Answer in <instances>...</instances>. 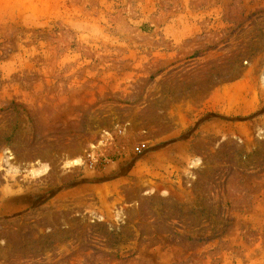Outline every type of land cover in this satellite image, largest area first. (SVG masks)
<instances>
[{"label":"rangeland","instance_id":"rangeland-1","mask_svg":"<svg viewBox=\"0 0 264 264\" xmlns=\"http://www.w3.org/2000/svg\"><path fill=\"white\" fill-rule=\"evenodd\" d=\"M0 264H264V0H0Z\"/></svg>","mask_w":264,"mask_h":264}]
</instances>
